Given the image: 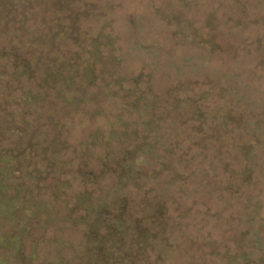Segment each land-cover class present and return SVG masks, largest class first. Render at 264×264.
<instances>
[{
  "label": "trees",
  "instance_id": "obj_1",
  "mask_svg": "<svg viewBox=\"0 0 264 264\" xmlns=\"http://www.w3.org/2000/svg\"><path fill=\"white\" fill-rule=\"evenodd\" d=\"M263 240L264 0H0V264H263Z\"/></svg>",
  "mask_w": 264,
  "mask_h": 264
},
{
  "label": "rangeland",
  "instance_id": "obj_2",
  "mask_svg": "<svg viewBox=\"0 0 264 264\" xmlns=\"http://www.w3.org/2000/svg\"><path fill=\"white\" fill-rule=\"evenodd\" d=\"M148 1L150 3V0H148ZM137 3L140 6H142V4H140L139 1H135L131 7L129 5V8H128V16H126L127 20L130 19V16L129 15L131 13H133L135 15V17H134L135 19L136 18H138V19L141 18L140 17L141 16V13H140V11L138 9L139 7L137 6ZM128 4H129V1H128ZM163 32H165V31H163ZM136 39H138V40H136L134 42V45H136V47L139 46V45H141V44H143L144 41H142V39L140 38V36L137 37ZM161 41L164 42V43H166V48L165 49H167V50L170 51V52H168V57L163 56L161 58V60H162L161 65H160L161 66V69L164 68V71H166L167 69H169V66L170 67L171 66L180 67L181 68V72L182 73H186L184 76L189 77L191 80H195L196 77L201 76V74H203V73L206 74L207 73V70H206L207 68H205L206 67V65H205V61H206L205 56L207 55V51H204V52L199 51L198 53H196L193 56H188L186 53H185L186 55L183 54L181 56L180 54H178L180 52H176L177 53L176 54L174 51L171 50V46H170V44L168 42H166L164 40H161ZM143 47L147 48L146 45H143ZM169 53H171L172 55L169 54ZM257 60H258V58H256V57L253 58V61L251 63V64H253L252 66H254L257 63ZM215 70L216 69L212 68V70H210V72L211 71H215ZM162 75H163V77L164 76H168V72H165V74H162ZM136 125H140V123L139 124H136ZM255 220H258V219H255ZM214 245L215 246L218 245V242L216 241V243H214ZM240 247H242V246H240ZM240 247H237L239 249V251H242V252L245 251V249L243 247L242 248H240ZM237 248H235V246H233V244H230L229 243V245L223 246L220 249H218L217 251L219 253V256H217V257H213L212 256L213 258H210V261L213 262V263H220L221 260L224 259V258H221V257H223V256L225 257L227 253H230V254L235 255ZM249 251H251L252 254L255 257L261 258V262L264 264V250L261 251V249L259 250L258 248H250V249H248V252ZM66 254H67V252L66 253H62L61 256H65ZM58 256H59V254H58ZM41 258H42V263H43L44 256L41 255ZM227 260H228V258L226 257L225 258V261H227ZM48 261H51V260L49 259ZM80 262H81V260H78L77 264H79ZM31 263H32V261H31ZM38 263L40 264L41 263V260ZM20 264H27V260H24V261L21 260L20 261ZM48 264H52V262H48ZM240 264H244V263L240 261ZM249 264H255V263L252 262V263H249Z\"/></svg>",
  "mask_w": 264,
  "mask_h": 264
}]
</instances>
